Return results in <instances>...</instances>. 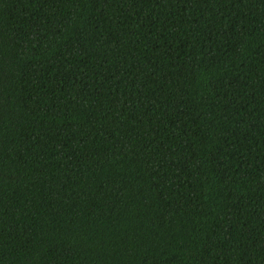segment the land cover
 <instances>
[{"label":"trees","instance_id":"obj_1","mask_svg":"<svg viewBox=\"0 0 264 264\" xmlns=\"http://www.w3.org/2000/svg\"><path fill=\"white\" fill-rule=\"evenodd\" d=\"M0 264H264V0H0Z\"/></svg>","mask_w":264,"mask_h":264}]
</instances>
